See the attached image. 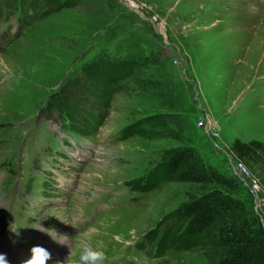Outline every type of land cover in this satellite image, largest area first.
<instances>
[{
    "label": "rangeland",
    "instance_id": "374dc122",
    "mask_svg": "<svg viewBox=\"0 0 264 264\" xmlns=\"http://www.w3.org/2000/svg\"><path fill=\"white\" fill-rule=\"evenodd\" d=\"M104 56L132 59L137 68L113 96L99 134L80 140L77 159L69 153L79 146L63 143L61 190L68 191L63 178L83 184L87 194H68L62 207L48 208V176L38 190L39 206L29 213L35 216L40 208L51 222L37 216L15 228H34L27 240L56 228L71 241L62 250L70 253L72 246L78 254L84 244L99 247L103 264H218L224 254L215 248L217 238L185 250L169 240V215L221 186L154 184L152 173L176 150L190 149L205 167L238 179L235 195L224 192L264 225V162H245L260 186L253 193L236 171L232 151L237 139L264 143V0H0V215H18L14 205L7 213L14 196L27 206L18 196H27L25 183L35 188L31 168L38 162L46 170L57 166L49 162V149L40 158L32 153L36 138L42 141L38 126L55 132L71 123L43 109L68 81H83L86 66L104 69L96 66ZM82 81L81 88H93ZM147 120L159 123L149 125L148 136L119 139L126 128ZM144 174H152L151 192L118 184ZM63 223L75 229L72 239ZM161 226L170 230L154 231Z\"/></svg>",
    "mask_w": 264,
    "mask_h": 264
},
{
    "label": "trees",
    "instance_id": "16d2710c",
    "mask_svg": "<svg viewBox=\"0 0 264 264\" xmlns=\"http://www.w3.org/2000/svg\"><path fill=\"white\" fill-rule=\"evenodd\" d=\"M117 59H101L96 66L88 65L84 69V80L79 77L67 82L53 100L48 103L47 110H57L64 119L72 120V127L76 130L86 128V119L82 116L89 114L88 101L96 96L100 101L111 99L113 92L122 90L124 82L133 77L137 68L136 61ZM107 62V63H105ZM82 83L92 85L93 88L83 89ZM101 83V84H100ZM104 90H99V87ZM79 118V122L76 120ZM149 120L137 123L126 131L127 138L137 135L148 136L151 131ZM232 151L238 160L262 164L264 161V143L251 141L244 143L235 140ZM153 175H156L154 184L160 181L193 182L201 189L209 187L212 182L221 186V191H212L196 198L188 205L169 215L170 227L173 233L170 241L181 245L185 250L204 240L214 241L216 250L222 252L218 264H264V225L261 217L247 212L239 201L234 200L228 193L235 195V182L238 179L224 174L218 175L213 170L199 163L198 158L190 149L176 150L167 160L157 166ZM153 176V177H154ZM150 187L154 188L150 185ZM166 218V217H165ZM170 230V229H169ZM167 230L166 232H168ZM176 233H178L176 235Z\"/></svg>",
    "mask_w": 264,
    "mask_h": 264
},
{
    "label": "clouds",
    "instance_id": "9594fccd",
    "mask_svg": "<svg viewBox=\"0 0 264 264\" xmlns=\"http://www.w3.org/2000/svg\"><path fill=\"white\" fill-rule=\"evenodd\" d=\"M14 223L10 224L9 228L12 232L18 234L19 230L13 227ZM53 232L55 231H51V233ZM62 236H64L65 243H68L69 237L67 235ZM56 242L60 244L59 241L56 240ZM33 251L34 255L22 261L21 264H50V260L55 255L53 249L47 243L44 242L36 243L33 246ZM104 260L105 252L101 248L91 247L87 244H84L78 254L73 250L71 246V252L66 258V260L58 261L57 264H103ZM0 264H9L6 253L0 252Z\"/></svg>",
    "mask_w": 264,
    "mask_h": 264
},
{
    "label": "built area",
    "instance_id": "2783aa9c",
    "mask_svg": "<svg viewBox=\"0 0 264 264\" xmlns=\"http://www.w3.org/2000/svg\"><path fill=\"white\" fill-rule=\"evenodd\" d=\"M235 169L240 174L239 175L240 178L247 179L249 181L248 184L253 193L256 191H259V188H260L259 183L254 177H252L251 172L245 162L240 161V160L236 161Z\"/></svg>",
    "mask_w": 264,
    "mask_h": 264
},
{
    "label": "bare ground",
    "instance_id": "6f19581e",
    "mask_svg": "<svg viewBox=\"0 0 264 264\" xmlns=\"http://www.w3.org/2000/svg\"><path fill=\"white\" fill-rule=\"evenodd\" d=\"M54 53V52H53ZM87 177H89V176H87ZM89 179H92V177L90 176V178ZM94 180V179H93ZM95 181V180H94ZM59 210H61V211H63V208H58ZM65 210V209H64ZM65 233V232H64ZM63 234V233H62ZM86 236H87V238H90L91 237V235H89V234H85ZM84 236V235H83ZM64 237V236H63ZM83 238V237H82ZM92 238V237H91ZM101 239H103V238H101ZM99 243V242H98ZM101 243V242H100ZM96 245V244H95Z\"/></svg>",
    "mask_w": 264,
    "mask_h": 264
}]
</instances>
